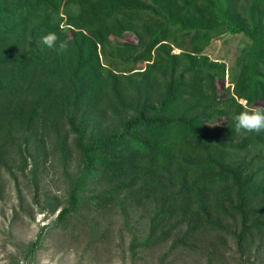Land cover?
Segmentation results:
<instances>
[{"label":"trees","instance_id":"1","mask_svg":"<svg viewBox=\"0 0 264 264\" xmlns=\"http://www.w3.org/2000/svg\"><path fill=\"white\" fill-rule=\"evenodd\" d=\"M240 1L0 0V172L14 160L36 166L47 138L51 153L80 163L65 200L45 196L41 211L56 217L13 264L35 261L45 229L70 231L117 206L127 224L144 219L131 264L154 249L159 264L184 253L264 264V157L239 158L264 148V132L238 133L234 120L264 107V0ZM48 33L67 51L43 44ZM225 33L249 37L228 70L210 54Z\"/></svg>","mask_w":264,"mask_h":264},{"label":"rangeland","instance_id":"2","mask_svg":"<svg viewBox=\"0 0 264 264\" xmlns=\"http://www.w3.org/2000/svg\"><path fill=\"white\" fill-rule=\"evenodd\" d=\"M239 4L241 9H247L246 1L242 0ZM249 30L251 32V29ZM127 39L135 41L131 35ZM248 47L247 35L225 33L213 41L210 54L213 57L215 55L224 57L228 70L237 64ZM179 51L177 47L172 48L174 53ZM231 81V76L227 72L224 85L230 86ZM241 102L245 104L244 101ZM220 123L224 124V119H221ZM242 136L240 133L233 139L234 144ZM47 141L45 154L35 155L36 166L31 164L29 158L26 168H23L18 160H14L10 163L9 171L0 172V264L16 262L12 257L14 250L19 247L22 251L24 244L36 239L43 225L49 226L53 223L56 214L50 215L47 210L41 211L45 196L65 200L69 186L67 177H72L80 171L79 160L73 152L66 156L58 152L51 153L50 140L47 138ZM263 157L264 148L258 146H249L239 153V158L256 163L258 158ZM131 215L127 224L120 207L117 206L105 215L88 213L86 217L78 220L77 227L70 231L57 232L45 229L43 246L32 264H131L132 233L136 231V227H142L144 223L143 218L137 219L138 213ZM90 222L97 223L99 231L97 235L89 236L84 232L86 227L83 225L90 226ZM161 254L160 249H154L142 258H137L135 263L159 264ZM186 255L184 253L180 256L177 264H205L202 259Z\"/></svg>","mask_w":264,"mask_h":264},{"label":"clouds","instance_id":"3","mask_svg":"<svg viewBox=\"0 0 264 264\" xmlns=\"http://www.w3.org/2000/svg\"><path fill=\"white\" fill-rule=\"evenodd\" d=\"M55 33H48L42 37V43L49 48L56 47L59 52L67 51L69 45L67 41H60ZM236 132L261 133L264 132V107L256 106L246 108L234 117Z\"/></svg>","mask_w":264,"mask_h":264}]
</instances>
